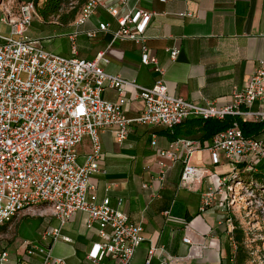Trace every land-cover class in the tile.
I'll list each match as a JSON object with an SVG mask.
<instances>
[{
  "label": "built area",
  "instance_id": "obj_1",
  "mask_svg": "<svg viewBox=\"0 0 264 264\" xmlns=\"http://www.w3.org/2000/svg\"><path fill=\"white\" fill-rule=\"evenodd\" d=\"M41 1L26 0L14 12L9 0H0V22L10 27L8 35L0 34V225L23 210L45 206L56 225L46 227L39 242L24 241L25 253L38 257L39 264H68L64 258L51 255L50 245L57 240L70 242L62 228L75 213L83 212L86 228L94 230L96 236L84 264H132L134 253L144 240L142 226L120 210L122 199L112 200L108 186L99 197L96 184L91 181L92 176L106 174L100 133L111 129L121 143L133 125L171 128L192 117L221 119L227 115L263 121L264 59L258 61L243 86L233 88L230 103L190 101L167 92L164 68L146 44L145 29L153 12L138 7L139 0L123 14H119V7L127 6L128 0H115L113 4L107 0H84L79 5L78 0H62L60 13L79 7L73 21L75 29L69 34L73 51L70 56L45 49L40 39L27 33L33 18L38 16L36 5ZM98 7L115 19V29L110 28L109 22H99L94 29L80 28ZM98 32H109L111 43L118 40L136 43L140 62L156 73L154 83L143 86L135 79L106 71L104 66L109 58L104 51L91 59L77 57L74 54L77 36L83 33L95 37ZM167 51L170 59H175L179 52L177 48ZM107 88L117 92L120 101L104 98L102 94ZM128 88L136 89L143 100L142 109L132 117L125 114L122 105ZM85 137L89 139L90 151L80 163L77 146ZM201 147L208 149L211 164H220L223 157L230 166L217 184L201 192L200 210L225 194L219 204L227 211L235 202V196L228 200V190H233L234 185L244 188L240 181H234L237 164L244 163L254 170L260 164L264 166V136L245 137L237 120H233L204 146L193 139L180 138L172 149L158 150L162 158L158 164L161 168L182 159L179 185L193 188L211 174L189 163L191 154ZM247 189L248 196H255ZM227 221L232 230L230 216ZM183 241L190 243L188 237ZM153 252L150 247L148 256ZM0 264H11L8 247L0 250Z\"/></svg>",
  "mask_w": 264,
  "mask_h": 264
},
{
  "label": "crops",
  "instance_id": "obj_2",
  "mask_svg": "<svg viewBox=\"0 0 264 264\" xmlns=\"http://www.w3.org/2000/svg\"><path fill=\"white\" fill-rule=\"evenodd\" d=\"M25 1L9 0L8 4L16 12L18 4ZM134 4L135 0H128L127 6L119 7V14ZM137 5L153 12L145 29L146 44L164 68L163 79L171 95L198 103L228 104L233 88L243 86L258 61L264 59V0H139ZM78 10L79 7L76 13ZM74 18L61 23L57 18L43 21L38 17L37 26L33 28L35 38L44 42L59 34L71 43L69 34L75 29ZM99 22H109L111 29L117 27L115 19L98 7L80 28L94 29ZM30 27L31 24L28 30ZM168 48L179 50L175 59H170ZM99 51H104L109 58L104 66L106 71L135 79L143 86L154 83L156 73L151 66L140 62L139 46L133 41L111 43L109 32H98L95 37L83 33L77 36L74 53L77 57L91 59ZM72 54L71 44L67 56ZM102 95L114 102L121 99L117 92L108 88ZM123 99L128 117L137 115L143 107L136 89H126ZM162 129L133 125L121 143L116 141L111 129L103 130L100 142L106 174L92 176L91 181L96 184L99 197L105 194L104 188L108 186L107 193L112 200L122 199L120 210L142 226L144 240L136 249L132 264H227L235 244L227 221L231 215L219 204L225 194L204 210H200V194L208 186L217 184L230 164L223 157L220 164H211L208 149L201 147L191 154L189 163L211 174L193 188L181 187L183 160L161 168L158 164L162 158L157 151L172 149L176 141H170ZM194 141L199 146L209 142ZM89 151L90 142L85 137L77 146L78 162H83ZM164 162L169 164L170 161L164 159ZM43 211L47 218L41 223L40 219L38 230L56 225L50 210ZM27 215L28 210H23L5 223L8 226L0 231V250L5 247L2 245L4 239L10 237L9 250L14 223ZM85 219V213H75L62 228V233L71 241L53 242L50 252L55 250V255L68 264H84L85 255L96 239L94 230L86 228ZM184 237H188L190 243L184 242ZM150 247L154 252L149 257ZM9 261L11 264L40 262L38 257L26 255L24 242L16 249L15 256H10L9 251Z\"/></svg>",
  "mask_w": 264,
  "mask_h": 264
},
{
  "label": "rangeland",
  "instance_id": "obj_3",
  "mask_svg": "<svg viewBox=\"0 0 264 264\" xmlns=\"http://www.w3.org/2000/svg\"><path fill=\"white\" fill-rule=\"evenodd\" d=\"M1 16L0 11V17ZM36 20H38L37 16L33 18L31 27L29 28L30 30L27 31V33L33 37H35L33 28L37 26ZM42 24L46 25L45 23ZM9 32V27L0 22V34L8 35ZM42 44L45 49L64 56L68 55V51L71 48V43L59 34L51 36L48 41L44 39ZM234 181H236V179H234ZM228 183H231V181H228ZM242 185L244 186V184ZM244 188L246 189L245 186ZM244 188H241V185H234L233 190H228V200L235 196V202L230 205L227 211L231 215L232 224L234 225V223H236V225L240 226L244 231L243 244L249 256L245 264H264V204L259 198L263 193L261 191L255 196H248ZM44 209L45 206L43 205L33 207L28 210L29 215H27V217L14 223L12 228L13 232H11L13 242L9 248L10 256H15L16 249L20 247L24 241L36 243L40 241L41 232L44 229L38 230V223L40 219L41 223L44 217L47 218V216H45L46 213L43 211ZM11 239L10 237H6L2 245L7 247ZM234 248L235 247H233V250ZM51 255L56 256L55 250Z\"/></svg>",
  "mask_w": 264,
  "mask_h": 264
},
{
  "label": "trees",
  "instance_id": "obj_4",
  "mask_svg": "<svg viewBox=\"0 0 264 264\" xmlns=\"http://www.w3.org/2000/svg\"><path fill=\"white\" fill-rule=\"evenodd\" d=\"M84 0H78V5ZM62 0H42L36 5V13L43 21L57 18L61 23L67 22L74 18L77 7L72 8L68 12L60 13ZM33 21V20H32ZM32 23V22H31ZM233 120H237L238 126L245 137L261 138L264 136V120L263 121H246L238 117L230 115L218 118H202L192 117L185 119L179 124L171 128H163L161 132L170 140L174 141L180 138L194 139L201 142L210 140L213 135L229 127ZM237 171L234 179L240 181L255 195L264 189V166L258 165L256 170L246 168L244 163L237 164ZM264 204V195L259 196ZM9 223V222H8ZM8 224L0 227V231L7 229ZM231 238L235 244L233 252L227 258V264H245L248 260V252L243 244L244 231L234 223L231 231Z\"/></svg>",
  "mask_w": 264,
  "mask_h": 264
}]
</instances>
